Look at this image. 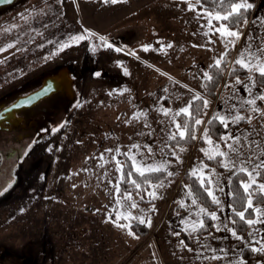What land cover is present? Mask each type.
Returning <instances> with one entry per match:
<instances>
[{"label": "rangeland", "instance_id": "1", "mask_svg": "<svg viewBox=\"0 0 264 264\" xmlns=\"http://www.w3.org/2000/svg\"><path fill=\"white\" fill-rule=\"evenodd\" d=\"M79 1L41 0L0 24V92L85 50L119 75L112 82H84L82 105L52 145L47 183L31 207L14 215L3 231H11L19 220L26 229L46 226L59 264H264V251L254 250L264 244V223L237 234L238 239L231 234L228 204L231 176L264 160V101L256 99L259 111H251L253 105L247 103L264 94V87L255 81L258 72L248 71L245 79L225 77L214 100L204 88V73L227 52L229 67L242 53L264 63V0L250 3L253 12L238 39L222 38L215 29L224 23L211 19L210 26L204 14L212 12L197 9L191 0H158L138 7L117 34L96 31L94 17L79 16ZM76 36L85 39H72ZM117 37L123 47L104 49ZM197 96L208 110L194 135L195 145H171L172 134L179 136L176 113H184ZM237 115L244 119L233 122ZM213 117L227 123L218 140L207 129ZM210 155H221V171L205 163ZM124 157L136 169L154 167L168 175L145 194L119 196ZM257 171V184L264 183V168ZM193 172L207 179L220 200L215 210L198 202L184 182L183 176ZM142 200L152 203L143 205ZM254 207L264 212V201ZM212 214L217 216L211 218L213 230L199 236L204 218ZM141 220L150 229L146 237L130 227Z\"/></svg>", "mask_w": 264, "mask_h": 264}, {"label": "flooded vegetation", "instance_id": "2", "mask_svg": "<svg viewBox=\"0 0 264 264\" xmlns=\"http://www.w3.org/2000/svg\"><path fill=\"white\" fill-rule=\"evenodd\" d=\"M118 47H123L121 37L111 38L104 45L107 50ZM55 72L51 70L33 77L38 72L34 73L0 92V264H59L52 234L46 226L39 224L26 229L25 221L19 220L11 231H3L14 215L28 209L36 201L51 171L52 145L66 130L65 127L60 132L70 113L74 111L75 115L82 105L83 100L79 102L81 95L84 99L83 76L75 72L71 75L76 98L73 103H68L62 91L29 106L22 102L42 88L47 74ZM101 75L102 69L95 73L96 77ZM35 184L33 196L22 205L21 202L16 206L1 204L2 199L8 196L15 197H8L10 203L21 200V196L30 193Z\"/></svg>", "mask_w": 264, "mask_h": 264}, {"label": "trees", "instance_id": "3", "mask_svg": "<svg viewBox=\"0 0 264 264\" xmlns=\"http://www.w3.org/2000/svg\"><path fill=\"white\" fill-rule=\"evenodd\" d=\"M195 7L199 10H205L212 13H220L223 14L224 10L230 7L229 0H224L223 6H221L219 3H217V0H202L201 3L198 2V0H191ZM249 3H256L257 0H248ZM253 12V7L250 9L244 10L241 9L242 16H238L234 14L232 17L229 18L228 21H222L224 24L228 26L230 30H235L238 33L242 32L243 26L246 24V22L249 21L251 15ZM232 20H236L235 25L231 23ZM230 52H227L225 56L222 58L221 63L219 66L213 64L209 68V76H212V80L209 81L206 79L204 81V88H205V94L206 97H209L210 99H216L218 90L221 87L225 77L229 80H235V79H245L249 76V72L242 68L237 63H234L232 67L230 66ZM255 81L259 87H264V77H261L259 73H256L254 75ZM191 107L189 108L188 113H182L178 115V120L181 125V127L184 128L185 122L187 123V129H185L186 134L184 138H180L176 135V139H172L170 141L171 145H180V146H193L195 145V139L194 135L198 132L200 129V124L197 125L194 123V119H201L203 116H205L208 108L204 104L203 99H196L191 102ZM216 117H213L211 120H209V123L207 124V129L209 134L214 139H221V137L225 133L224 124H222ZM245 122L238 123V126L245 125ZM124 165L122 167V174L121 179L119 183V196H124L126 194H134L138 192L146 193L153 185H156L163 181V179L168 175V173L164 170H157L152 172H145L144 176H140L139 173L136 171L135 166L133 165L132 161L128 157H124ZM205 163L208 164L209 168H215L218 171H221L222 164H221V155H217L211 159H206ZM129 173H132L131 176H129ZM174 178V177H173ZM244 179L247 180V176L243 173H240L239 171L236 172L233 176H231L229 180V198H228V204L230 207V218L232 221H236V223H233V229L237 234L244 235L250 230L252 226H248L246 224H243L239 221V218L235 216V211L240 210L244 207H246V201H247V194L243 192L242 187L240 186V180ZM132 180H135L137 183L140 184L139 188H136L135 185L131 183ZM183 180L185 183L188 184L191 191L197 198L198 202H200L205 208H207L209 211H213L216 208V204L212 202L211 197H208L206 193L204 192V189L200 186V181L198 177L192 176L189 173H186L183 176ZM205 187H209V183L207 179H204ZM256 186L253 185V188ZM251 191V190H250ZM244 197L243 200L240 198ZM253 205L261 204L264 201L263 195L257 191L255 195L252 196ZM140 204L146 205L151 204L152 201H140ZM252 213V209H248V212L246 213V218H248V214ZM253 219H255V214L252 215ZM212 219L210 216H206L204 218L203 225L198 229V235L201 236L207 232H210L213 230L212 228ZM131 229L141 237H146L150 234V229L142 223L134 222L131 224ZM186 241H189V237L187 234H183ZM246 256H251V252H248Z\"/></svg>", "mask_w": 264, "mask_h": 264}, {"label": "snow or ice", "instance_id": "4", "mask_svg": "<svg viewBox=\"0 0 264 264\" xmlns=\"http://www.w3.org/2000/svg\"><path fill=\"white\" fill-rule=\"evenodd\" d=\"M105 2H111V3H116V0H105ZM199 3H201L202 5V0H198ZM217 3H219L221 6H223L224 4V0H217ZM230 3V7L224 10L223 14L217 13L215 15H213L212 13H202L204 15H207V17L209 18V22H210V26H211V19H215L217 22L220 21H228L230 17H232L234 14L238 15V16H242L241 13V9L247 10L250 9L252 7V4L247 3V0H243V2H240V0H229ZM191 10V7H190ZM231 23L233 25H235L236 20H232ZM215 31L220 32L222 38L224 36H229V37H235V38H239V33L236 31H232L228 28V26L226 24H219V27H216ZM72 39L74 40H83L85 39L84 36H76L73 37ZM9 47H13V45H9ZM109 47H111V45H109ZM3 51V50H0ZM117 51H119V49H117ZM145 51H147V49H145ZM262 55H264V53H262ZM221 63V61L218 59L216 61V65L219 66ZM236 63L238 65H240L242 68L246 69L249 72L252 71H256L259 73V75L261 77H264V63H261L260 61L255 59V55L254 54H249V53H242L241 54V59L237 60ZM205 77H207V79L209 81L212 80V76H209L207 72L204 73ZM249 79L251 80V77H249ZM237 83H239V80H237ZM245 87H249L248 85H245ZM45 93H47L49 91V89H44ZM196 99H199V97L197 96ZM256 99H259L261 101H264V94L258 95L255 99H251L248 100L247 103L249 105H253V107L250 109L251 111H259L258 108L255 107L256 104ZM205 106H206V101L204 102ZM189 107H191V105H189L188 107L182 109L181 111L184 113H188ZM180 113H176V115H179ZM165 115H167V112H165ZM194 119V123L199 125L200 123H202V121H200L199 119ZM244 119V117L242 116H235L233 118V122L239 121ZM222 124H224L225 127H227V123L226 121L221 118L220 121ZM176 129L178 130V135L179 137L182 139L185 136V131L180 130L181 129V125L180 124H176L175 125ZM184 129H187V123L185 122L184 124ZM176 133L172 134V139H176ZM209 144L212 143V141L209 139L207 141ZM238 142V141H237ZM229 147L231 148V150L233 152H237V149L232 147V145H229ZM238 154V153H237ZM221 155H224L223 153H221ZM209 158L211 159V155L209 156ZM252 159L251 156H249L248 161H243L242 163H248L250 160ZM117 163L119 164L120 162L117 161ZM226 167H228V165H225ZM264 168V160L260 161L259 164L253 165L252 166V170L249 171L248 167H240L239 168V172L243 173L244 175L247 176V180L241 179L240 180V186L243 189V192L245 194H247V201H246V207L240 209V210H236L235 211V216L239 218V221L242 222L243 224H246L248 226H252L253 224H257V223H264V220L260 219L261 216H264V212L261 211V209L254 207L253 205V201H252V196L255 195V193L257 191H259L262 195H264V183H260L257 184V179L256 177L259 175V172L257 171L258 169ZM158 169L154 168V167H149L147 169H136V171L139 173L140 176H144L145 171H157ZM132 173H129V176H131ZM169 175H171V173H169ZM193 176H196V172L192 173ZM199 181H200V186L201 188L204 189V192L206 193V195L208 197H211V200L213 203L219 205L220 204V200L218 199L217 195L213 192V190L211 189V187H205V183H204V178L203 177H198ZM131 183L133 185H135L136 188L140 187V184L137 183L135 180H132ZM253 185H255L256 187L253 188ZM251 190V191H250ZM154 195V194H153ZM189 195H191V193H189ZM130 199V197H129ZM241 200L244 199V197L240 198ZM193 203H195V201H193ZM133 208L136 207L135 203H133L131 205ZM248 209H252V213L248 214V218H246V213L248 212ZM201 212H204V209H201ZM255 214L256 218L253 219L251 218L252 215ZM213 220L217 219V216L215 214H212L211 217ZM140 223H144L145 221L141 220L139 221ZM233 223H236V221H232ZM121 226V225H118ZM233 236H237V233L235 231H233L231 233ZM238 239H240L241 237H238ZM256 243H261V241H256ZM256 251H264V244H262V246L258 249H254Z\"/></svg>", "mask_w": 264, "mask_h": 264}, {"label": "water", "instance_id": "5", "mask_svg": "<svg viewBox=\"0 0 264 264\" xmlns=\"http://www.w3.org/2000/svg\"><path fill=\"white\" fill-rule=\"evenodd\" d=\"M41 0H0V22L5 20L6 18L16 16L20 14L21 12L27 10L32 5L38 3ZM92 58V53L90 50H85L81 52H77L75 54H72L68 57H65L61 59L59 62L55 63L54 66H51L49 68H46L40 72H38L33 77L43 74L47 71L56 70L55 73L47 74V79H45L44 84L42 88L30 95L28 98L22 100V102H26L27 106L34 104L38 102L39 100L44 99L45 97L51 95L54 92L62 91L66 95L68 99V103H73L75 98V94L72 89V77L75 72H77L79 75L83 76V82L87 81L88 79H99V80H106L107 82H112L113 80H116L119 78L118 74H111L104 66L100 65V61H96ZM68 64L67 67H64L63 64ZM96 64V66L93 68V65ZM102 69V75L99 77L95 76L96 72L101 71ZM52 77V78H50ZM55 77V78H54ZM44 89H49L47 93H45ZM82 95H81V101L82 102ZM16 108V107H14ZM74 111L70 113L69 118L66 121V124L61 129L60 132H62L65 127L68 126L69 123H71V120L73 118ZM36 184L32 187L31 192L22 195L21 200H18L15 203L8 202V197L15 198L8 196L7 198L4 197L2 199L1 204H10L12 206L20 204L22 205L24 202H26L32 195V192H35ZM4 202V203H3Z\"/></svg>", "mask_w": 264, "mask_h": 264}, {"label": "crops", "instance_id": "6", "mask_svg": "<svg viewBox=\"0 0 264 264\" xmlns=\"http://www.w3.org/2000/svg\"><path fill=\"white\" fill-rule=\"evenodd\" d=\"M157 2L158 0H116V3L105 2V0H80L78 9L80 17H94L93 23H98L96 31L117 34L121 29L118 27L123 21L138 14V7H141V10L149 4ZM93 5L94 7H92ZM257 95H261L260 92ZM260 132L257 131V133Z\"/></svg>", "mask_w": 264, "mask_h": 264}]
</instances>
